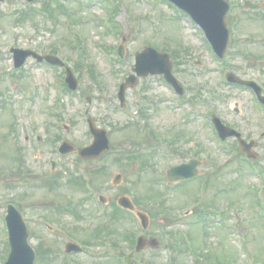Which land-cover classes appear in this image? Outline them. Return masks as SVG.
I'll return each mask as SVG.
<instances>
[{"label": "rangeland", "instance_id": "374dc122", "mask_svg": "<svg viewBox=\"0 0 264 264\" xmlns=\"http://www.w3.org/2000/svg\"><path fill=\"white\" fill-rule=\"evenodd\" d=\"M229 1L235 6L230 18H237L238 24L236 47L230 50L228 63L234 73L255 79L264 89L262 0ZM44 2L36 0L31 6L39 10ZM58 4L65 7L61 9ZM50 6L56 21L39 12L29 18L24 0L0 2V213H5L8 202L23 210L29 242L36 252L34 264H122L115 261L114 254L124 258L131 255V264H169L170 254L175 255L178 249L172 248L170 253L164 245L165 232L171 231L175 239L177 230L189 236L191 231L192 244L199 251L191 254L183 240L179 252L182 264H264V214L257 205V199L264 201V116L250 92L224 83L218 61L204 48L194 24L189 25L188 19L164 0H90L88 5L79 0H50ZM252 12L259 18H252ZM19 16H25V20L17 23L15 18ZM121 37H125V49L119 59L116 48ZM240 43L248 45L250 55L246 58L240 56ZM11 44H31L40 53L55 46L75 67L77 90L58 92L55 82L59 80L53 73L59 70L35 68L29 77L20 73L11 76ZM147 46L168 53L172 71L188 84L190 94H201L192 102L195 110L211 109L246 139H257L255 162H242L237 144H231L232 151L219 148L204 117L194 113L186 116L167 101L173 96L159 76L139 79L126 91V108H118L117 86L132 73L134 54ZM20 91L32 94L33 99L24 102ZM55 94L65 107L61 118L55 116ZM86 109L97 125L107 129L112 151L93 161H77L73 154V166L69 156L65 166L58 165L51 173L46 161L56 158L52 150L56 132L75 146L91 141ZM26 110L38 115L35 124L42 131L41 145L34 143ZM58 121L60 125H56ZM63 123L67 128L61 126ZM30 148L41 152L38 160L31 157ZM228 152L233 154L231 159ZM192 156L201 160L199 174L172 188L163 187L165 170ZM18 159H22L20 170ZM39 163L45 165L43 174L38 172ZM78 168L84 172L77 173ZM72 170L78 178L73 182L69 180ZM257 170L262 173H255ZM116 173L121 174V181L112 186L110 181ZM52 174L59 177L54 179ZM80 176L85 182L90 178L97 186L95 192L111 201L124 191L135 195L139 208L150 216L148 228L137 229L130 218L110 217L108 228L112 231L107 228L95 235L108 216L94 215L96 200L92 202L83 190ZM195 200L201 207L211 208L222 223L212 224L206 217L189 227L187 222L195 219V210L189 217L182 213ZM259 205L264 210V202L259 201ZM110 209L108 206L107 211ZM204 213L209 215L210 211ZM45 222L54 228L47 229ZM128 231L153 236L160 244L156 249L134 252V244L123 237ZM68 240L89 243L86 250L95 256L84 252L65 254L63 246ZM7 252L0 217V264Z\"/></svg>", "mask_w": 264, "mask_h": 264}, {"label": "water", "instance_id": "95a60500", "mask_svg": "<svg viewBox=\"0 0 264 264\" xmlns=\"http://www.w3.org/2000/svg\"><path fill=\"white\" fill-rule=\"evenodd\" d=\"M171 1L175 2L179 7L189 12L195 18V20H198L199 18H203V19L205 18L207 21L211 20L212 23L214 21H217L221 27V33H222L221 36L223 37L221 38L220 45L216 47V50L219 52L220 51L222 52L224 50L225 42H226V31L222 22V18L226 10V4L222 0H171ZM215 2L220 3V5L217 7L214 4ZM209 31H210V27H209ZM213 33H218V29L217 28L213 29ZM46 59L54 63L57 61L53 57H46ZM150 59L155 62L153 65L150 66L151 68L147 67L146 65ZM135 71L137 72L138 75H146L148 72L164 73L165 77L167 79H170L171 62L169 61L167 54H160L157 53L154 49L148 48L143 52H141L140 54L136 55ZM132 78L134 77L128 79L129 83H133ZM67 80L69 81L70 85L74 88L75 84L72 81V78L69 76L67 77ZM125 85L126 84L122 86L121 92L125 88ZM262 100L264 101V98ZM92 132L94 133L96 140L92 146L81 150V153L83 155H88V154L96 155L108 147V141L105 138L103 131H99L93 128ZM193 167L194 164L184 165L177 168H173L171 169L170 172H172L171 174L173 176L187 177L194 174ZM121 203L130 206V204H128V202H126L125 200H121ZM139 215L141 216L144 224L146 225L147 217L142 213H139ZM7 224L10 232L11 251L9 253L8 260L6 261L5 264H33L34 252L26 242L27 231L25 225L21 221L19 215L11 208L9 209V216H7ZM143 245H144V240L141 238L138 242L137 248L139 249L143 247ZM66 248L67 250H73V244L71 243L67 244Z\"/></svg>", "mask_w": 264, "mask_h": 264}]
</instances>
